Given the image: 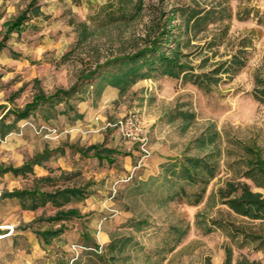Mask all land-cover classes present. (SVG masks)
Returning <instances> with one entry per match:
<instances>
[{
	"label": "rangeland",
	"instance_id": "1",
	"mask_svg": "<svg viewBox=\"0 0 264 264\" xmlns=\"http://www.w3.org/2000/svg\"><path fill=\"white\" fill-rule=\"evenodd\" d=\"M30 1L0 0V39ZM106 1L36 0L0 50V195L21 192L0 196V264H208L225 248L233 262L264 264L258 242L234 232L264 235V220L224 202L239 193L225 196L229 183L264 192L242 175L239 144L264 157V99L254 96L264 86V0H137L131 20L103 26ZM153 43L175 67L119 73V59ZM232 57L243 63L224 72ZM214 68L206 87L193 81ZM129 113L142 119L141 141L107 126ZM91 144L115 149L114 162L78 151ZM187 155L216 164L198 201L197 184L171 198L178 187L162 183L161 165ZM85 184L82 199L38 194ZM70 208L79 216L52 220ZM58 228L47 242L38 234Z\"/></svg>",
	"mask_w": 264,
	"mask_h": 264
},
{
	"label": "trees",
	"instance_id": "2",
	"mask_svg": "<svg viewBox=\"0 0 264 264\" xmlns=\"http://www.w3.org/2000/svg\"><path fill=\"white\" fill-rule=\"evenodd\" d=\"M36 0H31L27 8L21 11L17 16L12 19L5 20L3 26L5 28L4 35L0 39V50L5 46V41H7L9 35L12 32H20L23 27V23L28 19V10L35 3ZM139 8L137 0H107L99 11L96 13L98 16L102 13L101 18L106 22L103 26L131 20L134 13ZM100 20V19H99ZM170 35L165 36L164 41L169 40ZM151 47L146 49H141L134 54L127 56L126 58H121V65L126 66L125 71H120L119 73L125 78L135 79L137 76H144L151 70H161L171 69L176 66V57L167 56L165 52L161 51L160 48L162 44L153 43ZM141 59V60H140ZM241 59H236L232 57L228 61V65L223 67L224 72H233L240 67L242 64ZM220 68V67H219ZM219 68H214L209 73H203L200 79H196L197 75H194L193 81L197 83L198 86L206 87L210 80H215L217 74L221 71ZM212 78V79H211ZM214 78V79H213ZM254 96L257 99H264V86L257 88L254 91ZM38 99L40 96H36L33 101L28 103L23 111V117L26 115L27 109L35 108L38 104ZM9 110V109H8ZM7 110V111H8ZM7 112L0 116V124L4 122ZM242 148L246 152V157L243 159L242 163L244 166L242 175L250 179L254 186L260 189H264V157H262L258 149H254L253 146L245 145L242 143ZM100 145L91 144L87 147L79 148L78 151L83 155L87 156L88 152L92 151V155L98 159H105L108 163L114 162L115 149L112 148H100ZM210 155L195 156L187 155L180 159H169L168 162L161 165L165 177L162 183L169 182L170 185L177 186L178 190L173 192L171 198L178 196L180 192H185V184H197L198 188L193 192V195L198 201L206 188V185L214 177L216 171V164L210 160ZM40 158V157H39ZM11 170L14 172L26 170V166L11 168H4L2 171ZM47 178H45L46 180ZM89 185V184H88ZM87 184L77 187H65L63 189H56L51 194L38 193L41 196H49L53 204H58V195L62 196L64 199L68 200L70 198H85L87 197L86 189ZM229 190L225 196L232 194L233 192L239 191L237 195H233L229 199H224V202L229 205V207L241 216L253 220H264V192L253 191L250 186L245 182L229 183ZM21 192H8L2 193L0 196H19ZM79 213L76 209L70 208L65 211L59 210L56 212L52 220L58 222L60 220H67L72 217H78ZM235 228V234H242V237L246 240L251 236L252 241H257V248L264 251V235H257L250 233H242ZM62 230L58 229H46L40 231L38 234L47 242L51 238L57 237ZM97 248V245H92ZM210 264V263H208ZM223 264H259L256 261H250L245 257L236 260L235 263L232 261V253L229 248H225V258Z\"/></svg>",
	"mask_w": 264,
	"mask_h": 264
},
{
	"label": "built area",
	"instance_id": "3",
	"mask_svg": "<svg viewBox=\"0 0 264 264\" xmlns=\"http://www.w3.org/2000/svg\"><path fill=\"white\" fill-rule=\"evenodd\" d=\"M107 126L114 127L123 138L129 141H141L143 123L136 113H129L115 123H107Z\"/></svg>",
	"mask_w": 264,
	"mask_h": 264
},
{
	"label": "crops",
	"instance_id": "4",
	"mask_svg": "<svg viewBox=\"0 0 264 264\" xmlns=\"http://www.w3.org/2000/svg\"><path fill=\"white\" fill-rule=\"evenodd\" d=\"M225 258V257H224ZM224 259L219 255L215 257V259H212L210 264H223ZM235 263V262H233Z\"/></svg>",
	"mask_w": 264,
	"mask_h": 264
}]
</instances>
